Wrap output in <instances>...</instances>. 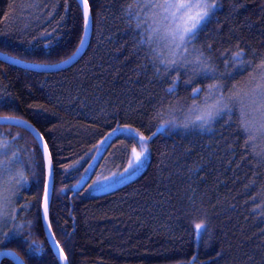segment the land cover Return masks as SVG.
Returning <instances> with one entry per match:
<instances>
[{
  "label": "trees",
  "instance_id": "1",
  "mask_svg": "<svg viewBox=\"0 0 264 264\" xmlns=\"http://www.w3.org/2000/svg\"><path fill=\"white\" fill-rule=\"evenodd\" d=\"M87 2L91 33L74 63L42 71L0 60V115L28 120L48 146L54 176L49 221L68 264H176L193 258L195 264H264V157L252 152L253 146L264 150V136L245 147L239 107L204 128L184 127L192 89L216 81L193 77L183 58L166 69L161 60L171 58L168 41L152 32V10L134 8L139 16L126 11L136 0ZM83 31L77 0H0V50L14 57L60 62L76 50ZM188 47L210 57L218 73L239 48L245 60L259 62L264 0H219ZM249 71L224 81L225 94L233 84L251 89ZM177 77L169 95L165 90ZM162 119L175 125L147 142L139 173L94 191L104 161L115 156L110 177L122 172L132 149L141 148L139 133L156 132ZM124 126L139 130L136 139L112 131ZM0 138L8 141L9 155L18 154L13 170L26 178L0 231V249L16 251L25 264H59L41 222L40 148L19 126L0 124ZM201 220L206 230L198 236ZM0 264L14 263L4 257Z\"/></svg>",
  "mask_w": 264,
  "mask_h": 264
},
{
  "label": "snow or ice",
  "instance_id": "2",
  "mask_svg": "<svg viewBox=\"0 0 264 264\" xmlns=\"http://www.w3.org/2000/svg\"><path fill=\"white\" fill-rule=\"evenodd\" d=\"M219 0H136V3L130 4L126 11L129 14L139 16L134 8H147L152 10V18L157 25L161 27L153 28V33H158L161 28L167 37V48L169 59H162L167 67L176 65L180 58H183V64L191 65L193 69V77L196 75L203 76L205 79H211L216 82L210 83L206 88L196 87L192 89L191 96L193 104L188 109V116L184 120V127L195 126L204 128L210 125L218 117L222 118L225 114H230L234 107H239L242 117L240 130L245 135V147L247 148L257 136H264V58L253 64L251 60H245L244 49L239 48L232 52L231 56L225 61V72L218 73L215 66L212 64L211 58L206 57L203 51L196 48H189L194 39L198 37V33L203 30L206 21L211 15H214V10L218 7ZM84 9V27L87 30L91 18L87 0H83ZM143 21H140L142 23ZM140 23L137 27H140ZM151 39V37H149ZM84 44V37H81L80 46ZM211 50V45L207 46ZM193 53L195 55L193 56ZM75 55V53L73 54ZM192 56V59H188ZM71 59V57L69 58ZM183 64L181 66H183ZM249 83L254 86L242 91L235 84L229 90L228 94L223 91L227 88L224 82L232 79L237 72L249 70ZM179 78L177 77L171 85L165 90L169 95L175 93ZM191 84L192 79L185 82ZM201 93H206L201 97ZM198 101V102H197ZM2 103V98H0ZM2 120H11L15 118L3 117ZM23 123V121H19ZM175 125L174 120H161L157 125V131L149 136L139 133V141L141 144L140 151L132 149L133 158L129 160L128 167L124 169V173L134 172L136 167L142 162L148 153L147 142L152 139L157 133L166 130V126ZM113 132H122L131 134L132 139H136L139 130H133L130 126L123 128L117 127ZM15 139V138H13ZM46 150V146H45ZM11 151L7 140H0V224L6 223L8 213L5 211L7 205L12 198L17 194L19 188L23 186L26 178L20 171H14L17 163V153ZM252 152L256 156L264 157V150L256 151L252 147ZM49 164V177L45 181V216H47L48 197L51 190V160ZM119 176L123 179V173H113L112 177ZM112 177H100V180H108ZM15 219V216L12 217ZM196 234L199 236L206 230V224L203 220L195 225ZM12 235L4 233L5 237ZM2 242V241H0ZM58 247V245H54ZM60 258L62 264H68V257L63 255V249H60ZM189 264H195V258L189 261Z\"/></svg>",
  "mask_w": 264,
  "mask_h": 264
},
{
  "label": "water",
  "instance_id": "3",
  "mask_svg": "<svg viewBox=\"0 0 264 264\" xmlns=\"http://www.w3.org/2000/svg\"><path fill=\"white\" fill-rule=\"evenodd\" d=\"M77 1L80 4V7H81L82 12H83V16H84L83 0H77ZM88 8H89V4H88ZM89 14H90V8H89ZM90 18H91V14H90ZM90 33H91V22H90L87 30H85V27H84V31H83V35H82V37H84L83 46H80V43H79L76 50L70 56H68L64 60L57 62V63L42 64V63H36V62H28V61H25L23 59L14 57V56H12L6 52H3L1 50H0V60L15 64V65H18V66H21L24 68L33 69V70H42V71L59 70V69L64 68L68 65H71L72 63H74L78 59V57L82 54V52L84 51V49L86 48V46L88 44ZM74 53H75V55H73ZM70 57H71V59H69ZM3 117H10V118H15V119L7 120V121L0 119V124H10V125L19 126L23 129L27 130L28 132H30V134L36 140V142L40 148L41 154H42L44 171H45V178H44V184H45V181L49 177L48 161H49V159L51 160V156H50V152H49L48 146L46 144V141H45L43 135L40 133V131L31 122H29L28 120H26L24 118H21L18 116L0 115V118H3ZM19 121H23V123H19ZM45 146H46V150H45ZM51 169H52L51 190H50L49 197H48L47 216H45V190L43 187V193H42V198H41V207H40V209H41V222H42L44 233H45L46 238L49 242V245L51 246L55 256L57 257L59 264H62V259L60 258V249H62V248H61L60 244L58 243V241L56 240V238L53 234V231H52V228L50 225V221H49V207H50V201H51L52 190H53V182H54L52 160H51ZM54 245H58V247H54ZM63 255H65L64 252H63ZM4 257L9 258L14 264H25V262L23 261L21 256L16 251H14L12 249H8V248L0 249V262ZM176 264H189V263H176Z\"/></svg>",
  "mask_w": 264,
  "mask_h": 264
},
{
  "label": "rangeland",
  "instance_id": "4",
  "mask_svg": "<svg viewBox=\"0 0 264 264\" xmlns=\"http://www.w3.org/2000/svg\"><path fill=\"white\" fill-rule=\"evenodd\" d=\"M157 27H161L160 25H157ZM160 32V34L162 35V36H164V38L167 40V37L165 36V34H164V32H163V30H162V28H161V31H159ZM2 135V134H1ZM0 140H1V138H0ZM141 149V148H140ZM140 149L138 148V149H136V151H140ZM133 158V155H132V152H131V155H130V158H129V160L130 159H132ZM115 159V156L113 155V156H110V157H108L105 161H104V163H103V166L101 167V174H100V176L99 177H110V175H111V173L109 172V170H110V167H111V165H112V162H113V160ZM129 162V161H128ZM145 165V157H144V159L142 160V162L136 167V169H135V171L134 172H131V173H126V174H124V169L125 168H127L128 167V164L126 165V167L123 169V171L122 172H119V173H123V179H117L116 178V180L115 181H112V178H114V177H112L111 179H108V180H100L99 181V183H97V181H98V179L97 178H95L96 180L94 181V191H97V192H99V191H101L103 188H107V187H110V186H112V185H119V184H121L124 180H127V179H130V178H132V177H134L135 175H137V173H139V171H140V169L143 167ZM117 177H119V176H117ZM12 200H13V198H12ZM12 200H11V202L7 205V207L5 208V211L8 213V217H7V220H6V223H4V224H0V231L2 230V228L4 227V226H6L9 222H10V219H11V217H10V214H11V206H12Z\"/></svg>",
  "mask_w": 264,
  "mask_h": 264
}]
</instances>
